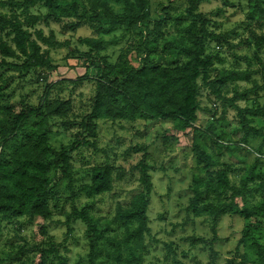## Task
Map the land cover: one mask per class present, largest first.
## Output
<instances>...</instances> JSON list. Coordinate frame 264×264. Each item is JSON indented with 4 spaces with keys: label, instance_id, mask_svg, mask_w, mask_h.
Listing matches in <instances>:
<instances>
[{
    "label": "rangeland",
    "instance_id": "obj_1",
    "mask_svg": "<svg viewBox=\"0 0 264 264\" xmlns=\"http://www.w3.org/2000/svg\"><path fill=\"white\" fill-rule=\"evenodd\" d=\"M252 4V0L200 2L196 13L207 17L209 31L229 35V41L234 45L245 38L252 40L250 47L235 50L238 57L248 58L250 64L245 60L235 61L225 44L208 43L207 54H218L225 60L223 66L214 64L209 80L215 79L222 69L251 70L255 72L252 80L264 87V48L260 52L263 61L259 62L256 57L257 38L254 37L264 35V21L260 20L259 15H252ZM149 6L151 23L147 28L135 27L130 33L124 28H117L107 35L96 36L89 25H82L75 33L63 31L62 25L58 24L47 26L40 23L33 26L30 29L32 33L42 30L46 37L54 31L60 42H70V49L50 48L40 43L42 52L55 67L53 72L47 69H31L24 75L13 69L2 72V76L9 79L6 96L0 102V114L4 117L7 107L14 112L22 109L23 105L30 109L36 108L42 103L46 91L50 93L51 100H69L73 107L68 118L51 119L54 127L50 137L53 160L57 161L58 155L65 151L70 159L69 174L73 179V190L69 188L67 178H64L62 166L54 167L50 174L52 195L49 205L53 213L52 219L47 222L36 219L31 224L20 219L2 225L0 259L5 264H38L41 261V250L55 247L56 251L49 255V264H60L62 259H65L66 264H88L90 245L86 235L87 226L81 221L73 222L72 231L68 235L65 225L67 215L75 208H87L94 224L106 237L122 240L125 228L110 224L118 206L127 205L143 190L139 181L140 171L136 169L145 153L142 148L147 149L146 163L153 183L148 209L149 233L145 236L148 253L144 264H227L230 261L240 264L241 257L248 253L244 245H239L247 224L243 218H221L216 225L215 237L212 220L206 216L195 217L190 211L195 197L193 185L196 174L201 169L197 162L198 154L194 151L196 143L206 151L210 159L221 164H235L237 169L242 167L247 176L254 167L256 174L264 173L262 138L252 137L246 146L230 155L226 146L238 141L232 128L237 126L239 112L231 107L224 112L222 102L212 95L202 79L198 81L201 107L198 122L185 131L175 128L171 123L144 120L116 123L100 121L94 124V131L91 132L80 125L87 122L86 116L91 111L96 95V68L101 67L103 61L116 67L127 61L133 67H138L146 57L142 53L141 44L147 37L151 44L150 64L175 66L185 63V58L181 57L176 61L165 53L164 40L180 38V34L191 23V20L185 18L181 22L176 20L186 13L189 0H149ZM30 12L32 15H45L47 9L39 4ZM5 17H17L21 21L25 19L21 11L0 7V21ZM158 22H161L160 34L155 35V24ZM6 31H0V43L4 42L15 48L13 36L6 35ZM147 32L149 35L146 36ZM86 38L105 40L106 46L100 57L94 56L95 54L93 58L88 57L89 48L82 44ZM2 60L0 52V62ZM7 61L22 66L25 59L21 57ZM52 84L54 87L47 89ZM252 87V83L246 81L230 83L223 88L222 94L230 99L237 90L242 92ZM236 104L240 109H264V89ZM211 123H214L215 132L221 134L218 140V144L222 146L220 149L215 145L217 136L207 132ZM254 126L264 131L263 114L254 119ZM258 160L261 163L256 164ZM104 164H110L113 168V191L99 197L82 192L84 187L91 185L93 170ZM121 173L124 176L120 179ZM231 178L235 183L239 182L234 176ZM262 182L264 181L257 180L249 186L256 187ZM262 200L261 194L249 197L248 207H257ZM42 223L47 225L46 235L40 232ZM258 238L264 244V232ZM108 247L105 240L99 243L97 264H115L106 254ZM253 258L251 255L250 259ZM249 264L255 263L250 261Z\"/></svg>",
    "mask_w": 264,
    "mask_h": 264
},
{
    "label": "trees",
    "instance_id": "obj_2",
    "mask_svg": "<svg viewBox=\"0 0 264 264\" xmlns=\"http://www.w3.org/2000/svg\"><path fill=\"white\" fill-rule=\"evenodd\" d=\"M201 1L189 0L186 13L176 19L179 22L184 18L191 20L180 34V38L164 40L165 53L176 61L183 57L185 63L175 66L150 64L151 44L147 37L141 44L142 53H145L146 57L140 61L138 67H133L127 61L117 67L103 61L101 67L96 68V95L91 111L86 116L87 122L80 124L82 127L91 132L94 131V124L100 121L116 123L144 120L171 123L175 128L185 131L198 122L201 111L198 81L202 79L212 95L222 102L224 112L229 107L239 112L237 126L232 128L238 141L226 146L230 155L246 146L252 137L262 138L264 143V131L254 126V119L260 114L264 115V109L256 111L240 109L236 104L238 101L248 100L250 96L257 95L264 89L256 80H252L255 72L222 69L215 79L209 80L214 64L223 66L225 60L218 54H207L208 43H223L235 61L245 60L250 64L248 58L238 57L235 50L250 47L252 40L245 38L238 45H234L229 41V35L209 31L207 17L196 13ZM252 2V15L254 17L259 15L260 20L264 21V0ZM39 4L47 9V13L32 15L30 10ZM0 7L21 11L25 16L23 21L17 17H5L0 21V31L9 29L6 35L13 36L12 43L15 45L14 48L7 43H0L3 57L0 62V102L6 96L9 87V79L2 76L3 71L13 69L23 75L31 69H47L53 72L55 67L42 52L41 44L50 48L70 49V42H60L54 31L46 37L42 30L32 33L30 29L33 26L40 23L47 26L58 24L62 25L63 31L75 33L82 25H89L96 36H103L117 28H124L130 33L135 27L147 28L151 23L149 0H4L0 2ZM155 26L154 33L159 35L161 22ZM254 37L257 38L256 57L262 62L260 52L264 48V35ZM82 44L89 48L90 58L100 57L106 46L102 38H86ZM21 57L25 59L22 66L7 61ZM262 79L264 82V71ZM243 81L251 82L252 89L242 92L237 90L230 99L223 96L222 90L226 85ZM53 87L54 84L47 89ZM5 110L7 111L4 114L7 117L0 114V233L2 225L16 220L24 219L26 223L31 224L36 219H42L44 222L52 219L53 213L49 205L52 195L50 174L57 165L62 166L64 178H67L69 188L73 190V179L69 174L70 159L65 151L58 155L57 161H54L50 143L54 127L51 119L68 118L73 110L72 103L61 99L53 101L50 99V93L46 91L42 103L36 108L30 109L23 105V108L16 112L8 107ZM213 131L215 132V127L214 123H211L207 132L217 136L215 145L220 149L222 146L218 144V140L221 134ZM200 147L197 143L194 145L201 169L200 173L196 174L193 185L195 197L192 199L190 211L195 217L206 216L212 220L215 237L216 225L221 218L226 216L243 218L247 224L239 245H244L248 253L241 257L240 264H249L250 261L264 264V244L260 243L258 238L264 232V182L256 187L249 186L251 182L264 181V173L256 174L254 167L247 176L242 167L237 169L235 164L214 161ZM141 150L145 153L136 169L140 171L139 181L143 190L127 205L118 206L110 224L125 228L122 240L106 237L94 224V219L87 208L83 210L75 208L66 217L68 235L72 231L73 222L81 221L87 226L86 235L90 245L88 264H97L99 243L102 240L109 244L105 251L115 264L145 262L148 253L145 236L149 233L148 209L153 183L146 163L147 149ZM259 163L261 160L256 162ZM113 172L110 164L96 167L92 172L91 185L84 187L82 192L93 197L111 193L114 189ZM123 176L121 173L119 178ZM233 176L239 180L238 183L232 180ZM256 194H261L263 200L257 207L249 208L248 199ZM47 229L46 223L40 225L42 235L47 234ZM255 231H258L257 235ZM55 251L56 247L51 250L42 249L41 261L38 264H49V255ZM213 254L216 255L215 252ZM251 255L254 256L253 260L250 259ZM0 264H5L2 259ZM60 264H66L65 259H62ZM227 264L235 263L230 261Z\"/></svg>",
    "mask_w": 264,
    "mask_h": 264
},
{
    "label": "built area",
    "instance_id": "obj_3",
    "mask_svg": "<svg viewBox=\"0 0 264 264\" xmlns=\"http://www.w3.org/2000/svg\"><path fill=\"white\" fill-rule=\"evenodd\" d=\"M1 151V150H0Z\"/></svg>",
    "mask_w": 264,
    "mask_h": 264
}]
</instances>
